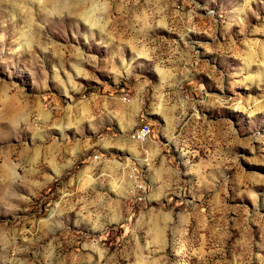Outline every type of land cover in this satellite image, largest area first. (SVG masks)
<instances>
[{
	"label": "rangeland",
	"instance_id": "rangeland-1",
	"mask_svg": "<svg viewBox=\"0 0 264 264\" xmlns=\"http://www.w3.org/2000/svg\"><path fill=\"white\" fill-rule=\"evenodd\" d=\"M0 264H264V0H0Z\"/></svg>",
	"mask_w": 264,
	"mask_h": 264
},
{
	"label": "built area",
	"instance_id": "built-area-1",
	"mask_svg": "<svg viewBox=\"0 0 264 264\" xmlns=\"http://www.w3.org/2000/svg\"><path fill=\"white\" fill-rule=\"evenodd\" d=\"M150 133V124L147 117L140 115L137 119V123L129 130V137L132 140L143 141Z\"/></svg>",
	"mask_w": 264,
	"mask_h": 264
}]
</instances>
